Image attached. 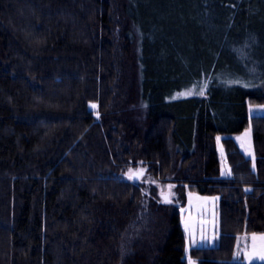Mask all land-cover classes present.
Returning a JSON list of instances; mask_svg holds the SVG:
<instances>
[{"label":"trees","instance_id":"trees-1","mask_svg":"<svg viewBox=\"0 0 264 264\" xmlns=\"http://www.w3.org/2000/svg\"><path fill=\"white\" fill-rule=\"evenodd\" d=\"M119 55L147 106L129 128L143 163L220 196V244L194 258L246 264L237 235L264 233V115L248 111L264 104V0H0V264H187L181 208L157 241H126L139 196L121 126L110 140L90 108L110 112ZM196 83L203 96L170 100ZM250 122L256 168L233 137Z\"/></svg>","mask_w":264,"mask_h":264},{"label":"rangeland","instance_id":"rangeland-1","mask_svg":"<svg viewBox=\"0 0 264 264\" xmlns=\"http://www.w3.org/2000/svg\"><path fill=\"white\" fill-rule=\"evenodd\" d=\"M122 65V77L115 78L113 82V95L115 98L111 105L109 106L110 112L105 114V112L99 110L98 104L90 103V108L95 111V116L102 122V120L109 117V128L107 132L111 135L110 140L113 139L115 133V126L117 128L121 126L119 133L122 136L121 143L113 141V148L119 151L121 167L119 172L123 175L125 179L131 184V188L135 193H137L136 199L137 208L133 212L132 218L133 222L129 226L131 229V235L127 237V243L132 247L139 246L142 248L146 242L152 243V240L157 241L162 232L164 223L168 221V216L171 215L172 211L181 208L180 223L185 235V260L189 264V259H191L192 264H199L198 260L194 258L192 251L194 248H207V247H217L221 240V226H220V196L216 194L206 195L200 194L190 188L185 182H181V176L179 171H156L151 169L150 165H146L144 160L139 157L138 153L134 150L139 144L129 137L131 123L136 124L140 120L146 121V104L144 101L138 99V97H132V93H135L134 79L129 74L127 68L130 67L129 62H124L122 55L115 58V66ZM127 67V68H126ZM117 72V71H116ZM200 86L198 83L191 84L187 88H183L181 91H176L170 97V100L174 99H188L195 96H203L195 94L199 92ZM195 87V92L191 95H183L190 88ZM206 89V88H205ZM96 105L97 107H92ZM250 107L253 109L249 111ZM264 104H252L249 102L248 111L249 117L254 115H264ZM127 115V118H124ZM247 134V135H246ZM219 141L216 140V149L218 152L220 160V176L222 178H227L232 176V171L230 174L228 170L230 168L226 160V153L224 146L222 144L221 138L223 135H218ZM237 143L239 144L244 155L252 160L245 149L250 147L251 152L255 157V167L257 165L256 161V151L254 146L253 138V127L252 123L241 132L233 135ZM241 138L244 142V147L241 146ZM131 151L133 158L125 159L124 157H129L127 152ZM132 159V160H131ZM143 169V176L139 179H129L128 175L130 170L135 173ZM166 173H164V172ZM183 172V169H181ZM191 173L189 170L188 174ZM169 185L172 187L169 189ZM171 193V203L164 201L163 195ZM136 226V228H135ZM128 227V228H129ZM257 236L264 233H252ZM250 233L238 234L233 247V261H241L243 263L249 264V260L245 255L246 252H251V236ZM245 235L248 236V247L245 248ZM195 238L196 243L193 244L192 238ZM201 237L203 239H201ZM259 243V242H257ZM239 246V247H238ZM129 249V256L134 252ZM262 263L259 258H253L251 264Z\"/></svg>","mask_w":264,"mask_h":264},{"label":"snow or ice","instance_id":"snow-or-ice-1","mask_svg":"<svg viewBox=\"0 0 264 264\" xmlns=\"http://www.w3.org/2000/svg\"><path fill=\"white\" fill-rule=\"evenodd\" d=\"M225 83H228V84H232V83H236V84H242V82L240 81H226ZM243 87H248L249 85L248 84H242ZM207 87L206 84H203L200 86V89H199V92L195 93V94H199V95H203L204 93V90L205 88ZM195 92V87H192L190 88L188 91H186L185 93H183V95H191ZM92 107H97L96 105H92ZM253 109L250 107L249 111L251 112ZM261 110H264V108H262ZM247 135V134H246ZM219 137H217V140L219 141ZM237 139H241V138H237ZM241 146L244 147V142L243 140L241 139ZM248 153V155L250 157H252V163H253V167H255V157H254V154L251 152L250 150V147L245 149ZM230 169L228 170L229 174H230ZM143 173H144V170L141 169L135 173H133L131 170H130V174L128 175V178L129 179H138V178H141L143 176ZM169 189L172 187L171 185L168 186ZM163 195V193H162ZM171 193H169L168 196H165L164 199L166 202L168 203H171ZM201 239H203L201 237ZM244 240H245V244H244V247L247 248L248 247V236L245 235L244 237ZM193 244L196 243L195 241V238L193 237L192 238V241H191ZM259 242V243H257ZM239 247V246H238ZM245 255L247 256L248 260H249V264H251V260L253 258H259L261 261H264V234L262 235H259L257 236L256 234H252L251 236V252H246ZM189 264H192L191 262V259H189Z\"/></svg>","mask_w":264,"mask_h":264},{"label":"water","instance_id":"water-1","mask_svg":"<svg viewBox=\"0 0 264 264\" xmlns=\"http://www.w3.org/2000/svg\"><path fill=\"white\" fill-rule=\"evenodd\" d=\"M138 179H139V178H138ZM168 195H169V194H165V195H163V199H164L165 196H168ZM164 201H165V199H164Z\"/></svg>","mask_w":264,"mask_h":264}]
</instances>
